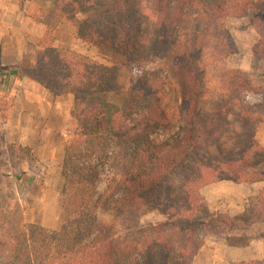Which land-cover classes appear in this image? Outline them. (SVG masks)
Returning a JSON list of instances; mask_svg holds the SVG:
<instances>
[{
    "label": "trees",
    "instance_id": "16d2710c",
    "mask_svg": "<svg viewBox=\"0 0 264 264\" xmlns=\"http://www.w3.org/2000/svg\"><path fill=\"white\" fill-rule=\"evenodd\" d=\"M47 1L45 15L33 18L45 26L33 66L0 64V78L7 88L28 75L54 95L73 96L76 126L62 167L72 219L51 231L0 218V264H192L202 223L188 221L207 213L200 189L264 181V146L255 138L264 120L243 99L263 90L224 64L231 52L226 17L249 10L264 16V0ZM106 3L110 20L84 21L77 36L135 70L168 61L181 92L159 85L154 71L135 78L124 63L103 64L55 44L63 20ZM254 48L264 60V32ZM102 174L107 182L98 192ZM107 204L115 220L139 204L167 219L121 237L114 224L93 218Z\"/></svg>",
    "mask_w": 264,
    "mask_h": 264
},
{
    "label": "rangeland",
    "instance_id": "374dc122",
    "mask_svg": "<svg viewBox=\"0 0 264 264\" xmlns=\"http://www.w3.org/2000/svg\"><path fill=\"white\" fill-rule=\"evenodd\" d=\"M37 4V12L32 14V18L43 17L50 7V3L46 6L47 0H39ZM110 18L111 5L108 3L81 12L76 17L80 20L70 19L71 24L63 28L60 35L63 46L57 41L55 44L85 54L103 64L124 63L132 69L135 78L140 76L141 71H154L159 85L169 82L181 92V79L173 73L168 61L155 59L143 63L135 70L120 54L77 36L76 29L80 23L87 20L107 22ZM224 25L231 36V52L227 54L224 64L230 70L243 72L255 91L263 90L260 94H247L243 99L247 107L257 111L264 120V60L254 48L264 32V16L253 10L231 13L226 17ZM32 66L18 68L26 70ZM23 78L22 82L16 80L7 88L2 85L0 78V218L4 223L15 221L17 224L56 231L72 219L64 205L65 180L62 167L64 146L73 137L76 126L73 117L74 99L71 94L54 95L31 76ZM109 99L120 103L116 97L110 96ZM15 175H21L22 179H15ZM99 177L98 192L107 182L106 174ZM223 189L221 191L225 196H215L209 202L200 189L207 213L204 212L197 221H188L191 225L202 223L195 232L196 240L203 243L201 247H216L215 251L219 256L223 255L222 258H226L224 254L228 248L252 245L254 249L261 250L259 257L247 261L230 260L226 264H264V190L252 191L241 201L235 196L244 193V187ZM110 207L107 204L97 209L93 218L98 223L114 224L121 237L140 228L162 224L167 219L156 210L143 213V206L139 204L115 220ZM242 243L247 244L240 246ZM198 251L192 264H205L213 260L209 250L199 258Z\"/></svg>",
    "mask_w": 264,
    "mask_h": 264
},
{
    "label": "crops",
    "instance_id": "0c3cea01",
    "mask_svg": "<svg viewBox=\"0 0 264 264\" xmlns=\"http://www.w3.org/2000/svg\"><path fill=\"white\" fill-rule=\"evenodd\" d=\"M38 1L39 0H26L21 5L20 0H0V64L3 67H24L34 64L33 62L39 49V41L45 32V26L32 18V14L37 12ZM48 5L49 1H47L46 6ZM80 14L81 13H78L69 19L63 20L55 30V40L60 46H63L60 42V35L63 28L66 24H71L69 22L70 19L75 18L74 20H80L76 19ZM23 80L24 78L19 80V83ZM25 92L26 90H24V93ZM255 138L264 146V122L258 125ZM246 186L247 188H245ZM224 187H229L231 189L244 187L246 191L235 196V198L239 197L242 201L243 197L247 194H251L252 191L264 190V181L240 184L218 181L204 186L201 192L204 194L205 200L209 202L212 198H215V196H225L221 191L224 190ZM251 246L252 245H246L243 248H228L224 254L226 258H222L221 256L223 255L219 256V253L215 251L216 247L210 249V246H203L198 251V258L201 254H206L209 250L213 254V260H208V263L206 262L205 264H226L230 260L247 261L248 259L260 256L259 253L261 250H259V248L254 249Z\"/></svg>",
    "mask_w": 264,
    "mask_h": 264
}]
</instances>
